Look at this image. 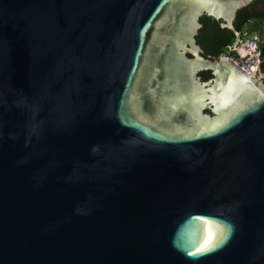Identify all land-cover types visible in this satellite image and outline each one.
I'll use <instances>...</instances> for the list:
<instances>
[{"label":"water","instance_id":"obj_1","mask_svg":"<svg viewBox=\"0 0 264 264\" xmlns=\"http://www.w3.org/2000/svg\"><path fill=\"white\" fill-rule=\"evenodd\" d=\"M252 1L0 0V264H264V84L195 39Z\"/></svg>","mask_w":264,"mask_h":264},{"label":"trees","instance_id":"obj_2","mask_svg":"<svg viewBox=\"0 0 264 264\" xmlns=\"http://www.w3.org/2000/svg\"><path fill=\"white\" fill-rule=\"evenodd\" d=\"M250 4L251 2L237 9L232 23L234 30L221 27L219 25L220 21L212 17L202 15L199 18L201 26L197 31L195 39L202 49L203 56L209 55L208 57L210 58H217L221 54H224L226 45L231 43L234 39V32L243 30L245 33L243 38L254 34L260 36L262 41L259 44V69L264 70V14L256 21L255 19L257 16L253 15V12L247 10ZM199 75L203 80L210 77V72L201 71Z\"/></svg>","mask_w":264,"mask_h":264},{"label":"built area","instance_id":"obj_3","mask_svg":"<svg viewBox=\"0 0 264 264\" xmlns=\"http://www.w3.org/2000/svg\"><path fill=\"white\" fill-rule=\"evenodd\" d=\"M244 31H235L234 39L226 45L222 54L239 70L248 73L255 71L260 61L259 40L256 34L244 37Z\"/></svg>","mask_w":264,"mask_h":264},{"label":"flooded vegetation","instance_id":"obj_4","mask_svg":"<svg viewBox=\"0 0 264 264\" xmlns=\"http://www.w3.org/2000/svg\"><path fill=\"white\" fill-rule=\"evenodd\" d=\"M247 10L249 12H253L256 17V21H258V19L260 18V16H262L264 14V1L263 0H253L251 2V4L248 6ZM254 21V20H253ZM255 21V22H256ZM257 35V34H256ZM258 36V35H257ZM251 37V36H249ZM248 37V38H249ZM258 40H259V44L261 43V38L260 36H258ZM222 55V54H221ZM209 56V55H208ZM208 56H205V57H208ZM210 58V57H208ZM214 59V58H213ZM260 62V61H259ZM205 71H208V70H205ZM262 72H264V70H261ZM210 72V71H209ZM200 73V72H199ZM200 76V75H199ZM210 76H211V72H210ZM201 78V77H200ZM209 78V77H208ZM207 79V78H206ZM204 80V79H203Z\"/></svg>","mask_w":264,"mask_h":264},{"label":"rangeland","instance_id":"obj_5","mask_svg":"<svg viewBox=\"0 0 264 264\" xmlns=\"http://www.w3.org/2000/svg\"><path fill=\"white\" fill-rule=\"evenodd\" d=\"M261 73V74H260ZM254 77L258 79V81L262 82L264 84V72L261 70L256 69V74H254Z\"/></svg>","mask_w":264,"mask_h":264},{"label":"bare ground","instance_id":"obj_6","mask_svg":"<svg viewBox=\"0 0 264 264\" xmlns=\"http://www.w3.org/2000/svg\"><path fill=\"white\" fill-rule=\"evenodd\" d=\"M248 73H250V72H248ZM248 73H245V74L248 75V76H250V77H252L251 74H248ZM210 235H211V232H210V228H209V224H208L207 225V239H206L205 242H207V240L210 238Z\"/></svg>","mask_w":264,"mask_h":264}]
</instances>
